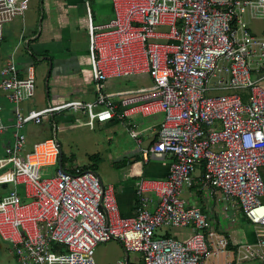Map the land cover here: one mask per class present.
Wrapping results in <instances>:
<instances>
[{"label":"built area","instance_id":"obj_1","mask_svg":"<svg viewBox=\"0 0 264 264\" xmlns=\"http://www.w3.org/2000/svg\"><path fill=\"white\" fill-rule=\"evenodd\" d=\"M95 1L111 2L108 23L94 22ZM84 4L93 101L72 98L40 109L30 102L24 108L36 94V67L21 74L11 60L1 70L0 138L9 127L14 132L0 155V185L13 186L0 199V237L20 264H97L95 248L111 241L126 253H140L145 264H264V0ZM28 6L29 0H0V42L5 25ZM256 17L263 20L260 34L251 28ZM140 74L150 75L152 84L106 91L108 80ZM220 91L226 93L214 95ZM4 100L15 105L12 126L2 117ZM64 112L81 113L91 129L115 118L163 114L155 140L141 154L146 161L168 160V175L137 182L133 216L120 213L113 187L97 171L61 166L56 132L26 150L20 129L47 120L56 131V117ZM129 130L140 143L137 128ZM194 186L209 190L215 206L219 196L233 199L254 240L236 242L211 224L206 205L182 197ZM149 194L157 199L153 210ZM165 228L188 235L168 236Z\"/></svg>","mask_w":264,"mask_h":264},{"label":"crops","instance_id":"obj_2","mask_svg":"<svg viewBox=\"0 0 264 264\" xmlns=\"http://www.w3.org/2000/svg\"><path fill=\"white\" fill-rule=\"evenodd\" d=\"M36 5L39 7V13H36L33 7L28 6V10L25 15L18 17L12 21L9 25H5L4 28V39L1 45H6V59L3 60L0 64V77L2 68L11 60H14L15 63L17 59L21 57L31 58L38 60L40 58H45L49 62V74L47 76L49 83H54V96H63L65 95L66 99H84L88 101H93L95 98V92L92 86L87 85V82L81 79L79 76L80 70L77 67L78 58L76 55L71 56L72 51L84 53L86 60H89V37L87 33L88 26V17L86 13V8L84 0H34ZM31 0H29L30 4ZM97 2V1H96ZM94 2V14L103 18L102 21L94 22L97 24L108 23L113 17V7L109 1H100L98 3ZM81 5L80 9H75V5ZM19 30L18 35H13L14 31ZM27 37V38H26ZM10 39L9 42L7 41ZM13 38V41H12ZM26 38V40H25ZM6 40V41H5ZM12 41V42H11ZM4 43V44H3ZM9 44V45H8ZM27 45V48L21 47L22 45ZM0 45V46H1ZM4 49L3 46H1ZM59 58V60H58ZM55 59L58 60V64L66 63L67 65H73L71 69L66 68V72H55L53 73V66ZM63 60V62H59ZM71 59V60H70ZM91 63V62H90ZM35 66L34 64H31ZM30 65V66H31ZM64 65V64H63ZM61 66V65H58ZM66 66V65H64ZM92 68V66H91ZM92 70V69H91ZM24 72H21L23 74ZM68 79V82L65 81ZM47 81V82H48ZM61 82H64L60 84ZM56 84V86H55ZM61 85V86H59ZM137 89V88H129ZM67 90V91H66ZM128 90V89H124ZM63 92V95H57V93ZM70 91V92H69ZM108 93H113L117 91H108ZM121 91V90H120ZM52 90L46 85L45 98L46 104L50 103V94ZM68 92V93H67ZM80 92L79 95L75 97V93ZM83 92L84 94H81ZM4 104V103H3ZM34 105V104H33ZM35 107V105H34ZM63 119H66L68 116H62ZM163 120V114L158 113L150 117H134L132 119H127L122 123H126V129L129 132L130 126H135L139 131V137H141L140 143L136 141L137 148L134 150L125 149V154L119 156L115 159L116 164L125 163V166L121 165L118 169V172H115V175L104 174L96 167L97 171L103 182L107 185H110L114 189L116 194L117 202L119 205L120 213L124 216H133L136 213V209L139 206L137 199V182L142 178H151V179H164L168 175L169 161L163 157H152L148 161L143 159L141 154V148L148 146L152 141L155 140L157 132L160 127V123ZM117 118L112 121L105 123H119ZM99 124V123H98ZM51 125V124H50ZM80 125V123H75L70 125L75 127ZM53 129V128H52ZM95 129V128H94ZM54 130V129H53ZM130 134V132H129ZM131 136V134H130ZM131 138H133L131 136ZM2 139V138H1ZM134 139V138H133ZM5 143V141H4ZM124 153V152H123ZM94 156V155H93ZM100 159V157H98ZM98 159V160H99ZM98 160L96 162H98ZM74 167H81L78 164H69L68 169L72 170ZM115 168V166H113ZM83 168V167H82ZM86 169V168H84ZM89 169V167L87 168ZM123 169V170H122ZM130 169V172H123L124 170ZM118 173V174H117ZM200 169L197 170L196 175L199 176ZM118 175V176H117ZM122 177V178H121ZM11 188L10 190H12ZM198 186L191 188L189 192V201L192 205L195 206H205L199 205L193 200L192 192L198 191ZM9 190V191H10ZM8 191V192H9ZM8 192L0 193V199L2 196ZM24 194V190H23ZM153 199L150 203L149 208L153 210L156 206L157 199L154 195L149 194ZM235 204V202H234ZM238 212V206L233 207ZM168 236H177L185 237L188 235L187 230H177L172 229L165 231ZM233 238V237H232ZM254 232H248L245 239H250L246 241L254 240ZM234 239V238H233ZM235 241H239L240 239ZM244 241V242H246ZM117 242V241H115ZM242 242V241H240ZM4 243H9L0 237V264H20L13 246L10 244L5 247ZM123 248V247H122ZM124 250V248H123ZM2 256L4 259H2ZM11 257L13 260L11 261ZM120 259H126L128 264H145L142 255L138 252L126 253L125 250L115 256L112 260L105 262L100 260L97 264H113ZM7 262V263H6Z\"/></svg>","mask_w":264,"mask_h":264},{"label":"rangeland","instance_id":"obj_3","mask_svg":"<svg viewBox=\"0 0 264 264\" xmlns=\"http://www.w3.org/2000/svg\"><path fill=\"white\" fill-rule=\"evenodd\" d=\"M96 2V1H95ZM100 1H97L98 3ZM29 7H33V9H36L35 12L39 13V7L36 5L34 0H31ZM81 5H75V9H80ZM94 19L96 21H102L103 18L97 16L94 14ZM12 23V22H11ZM10 23V24H11ZM9 25L6 24V26ZM251 28L254 33L260 34L263 29V20L262 17H256V19L252 20ZM20 33L19 30L14 31L13 35H18ZM27 38V37H26ZM25 38V40H26ZM8 38V42H9ZM6 41V40H5ZM13 41V38H12ZM11 41V42H12ZM2 42H0L1 45ZM10 43V42H9ZM4 44V43H3ZM9 45V44H8ZM4 49H2V47ZM0 46V64L2 63V58L6 59V45ZM21 47L27 48V45H22ZM77 54V55H76ZM76 55L78 58L77 61V67L80 70L79 76L81 77L84 82H87V85L92 86V70H91V63L86 60L85 54L74 52L72 51L71 56ZM59 60V58H58ZM58 60L55 59L54 62V68L52 70L53 73L55 72H66L67 69H71L73 65H67L66 63L58 64ZM71 60V59H70ZM59 62H63V60L60 59ZM34 64L36 67V77H37V87H36V94L35 96L30 100L22 103V106L24 108H28L31 106V103L35 105V108L40 109L44 107V100L45 93H46V85L51 88L52 92L50 94V103L52 105L60 104L68 99H66L65 95H63L64 91H61L60 93H57V95H63V96H54L53 93L54 90V83H49L48 81V74H49V62L45 58H40L39 61L27 58L21 57L17 59L16 66L19 71L25 72L27 68ZM66 66H64V65ZM61 65V66H58ZM253 79H255V76L253 75ZM48 81V82H47ZM66 82H68V79H65ZM64 82H61L62 84ZM65 84V83H64ZM152 84V79L150 78V75L148 74H140L135 76H129V77H116L108 80L106 82V87L108 91H120L124 89L129 88H141L144 86H150ZM263 85V84H260ZM56 86V84H55ZM61 86V85H59ZM67 91V90H66ZM70 92V91H69ZM68 93V92H67ZM226 92L220 91L214 93V95H220L224 94ZM80 92L75 93V97L81 96L79 95ZM81 94H84L81 92ZM70 99V98H69ZM31 102V103H30ZM4 103V109L2 111V117L4 122L7 126H12L15 121L14 111H15V105L10 104L3 101ZM62 116H68L66 119H63ZM80 123V125H77L75 127H71L70 125L75 123ZM87 121V118L82 115L81 113H72V112H64L62 115L56 117V123H57V130L54 131L52 129V126L50 125V122L45 120L41 125H36L33 123L27 124L25 127H22L20 129V133H23L27 136L28 144L26 146V150L29 148H32V146L35 143L42 142L46 139H49L51 137H54V133L56 132L57 139L61 146V158H60V164L64 167H68L69 164H78L83 168L88 167H97L98 170L103 172L104 174H111L112 176L115 175V172H118V169L121 165L125 163L116 164L115 159L119 156H123L125 154V149L134 150L137 148V143L135 139L131 138L129 132L126 129V123H97L95 129H91L90 127L86 126L85 123ZM14 132V128L9 127L5 131V135L3 138H0V155L4 154V147L10 144L12 139V134ZM5 141V143H4ZM124 152V153H123ZM93 155H97L100 157V161L96 162L92 158ZM62 166V167H63ZM115 166V168L113 167ZM123 170V169H122ZM123 172L127 173L130 172V169H125ZM118 174V173H117ZM118 176V175H117ZM195 181L194 183H196ZM197 184V183H196ZM200 187V186H199ZM198 187V188H199ZM13 186L11 184H2L0 185V193L8 192ZM23 186H18V191L21 193L22 199L24 200V194H23ZM193 194V200L199 204L204 205L206 204V212L209 214V221L211 224H216L217 226L223 227L222 229H226L234 239L239 241L236 242H244L246 235L248 232L253 233L254 230L251 227V225L244 220L242 217V214L238 212L235 208H233L234 200L228 199L224 200L222 199V196H219V201L216 204L215 199L210 195L209 190H202L201 192L195 191L192 192ZM185 198V200L189 199V191L186 190L182 196ZM213 198V199H212ZM264 201V198H263ZM218 214V217L216 216ZM218 219H223L222 222H219ZM165 231H169L172 229H164ZM5 247L10 245L9 243H4ZM123 250L122 245L119 242L111 241L107 243H101L95 248V254L94 259L96 263H98L100 260L108 262L112 260L115 256H117L119 253H121ZM2 256V259H4ZM13 258L11 257V261ZM7 263V262H6Z\"/></svg>","mask_w":264,"mask_h":264},{"label":"trees","instance_id":"obj_4","mask_svg":"<svg viewBox=\"0 0 264 264\" xmlns=\"http://www.w3.org/2000/svg\"><path fill=\"white\" fill-rule=\"evenodd\" d=\"M50 74H51V73H50ZM50 74H49V77H50ZM92 158H93L94 160H96V161L99 159L97 155L92 156ZM99 161H100V159L98 160V162H99ZM62 166H63V165H62ZM123 166H125V164H124ZM123 166H122V167H123ZM122 167H120V168H122ZM63 168H65V167L63 166ZM86 169H87V168H86ZM89 169L95 171L96 167H89ZM89 169H87V170H89Z\"/></svg>","mask_w":264,"mask_h":264}]
</instances>
